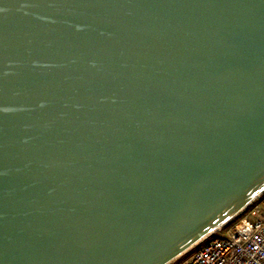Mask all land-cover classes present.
<instances>
[{
	"label": "water",
	"instance_id": "1",
	"mask_svg": "<svg viewBox=\"0 0 264 264\" xmlns=\"http://www.w3.org/2000/svg\"><path fill=\"white\" fill-rule=\"evenodd\" d=\"M264 192V0H0V264H169Z\"/></svg>",
	"mask_w": 264,
	"mask_h": 264
},
{
	"label": "built area",
	"instance_id": "2",
	"mask_svg": "<svg viewBox=\"0 0 264 264\" xmlns=\"http://www.w3.org/2000/svg\"><path fill=\"white\" fill-rule=\"evenodd\" d=\"M183 255L181 264H264V192Z\"/></svg>",
	"mask_w": 264,
	"mask_h": 264
},
{
	"label": "rangeland",
	"instance_id": "3",
	"mask_svg": "<svg viewBox=\"0 0 264 264\" xmlns=\"http://www.w3.org/2000/svg\"><path fill=\"white\" fill-rule=\"evenodd\" d=\"M184 258H185V255H181L169 264H181V262L183 261Z\"/></svg>",
	"mask_w": 264,
	"mask_h": 264
}]
</instances>
